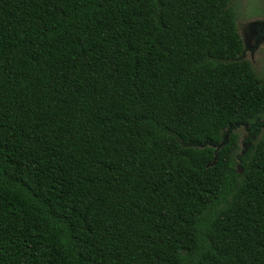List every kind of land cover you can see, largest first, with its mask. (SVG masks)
Segmentation results:
<instances>
[{
	"label": "trees",
	"instance_id": "obj_1",
	"mask_svg": "<svg viewBox=\"0 0 264 264\" xmlns=\"http://www.w3.org/2000/svg\"><path fill=\"white\" fill-rule=\"evenodd\" d=\"M234 1L0 0V264H264Z\"/></svg>",
	"mask_w": 264,
	"mask_h": 264
},
{
	"label": "rangeland",
	"instance_id": "obj_2",
	"mask_svg": "<svg viewBox=\"0 0 264 264\" xmlns=\"http://www.w3.org/2000/svg\"><path fill=\"white\" fill-rule=\"evenodd\" d=\"M234 7L237 14V31L244 45L240 57L247 59L256 73L264 77V0H235ZM229 131L237 135V149L234 154V157L237 158L247 148L249 142L255 141L264 135V117L260 119L259 123H237L226 130L222 142L226 140ZM221 144L204 142L196 144V146L218 148Z\"/></svg>",
	"mask_w": 264,
	"mask_h": 264
}]
</instances>
